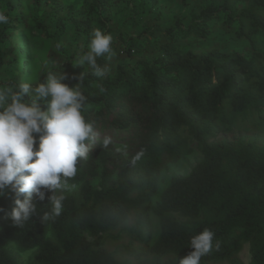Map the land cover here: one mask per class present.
<instances>
[{
  "label": "trees",
  "instance_id": "trees-1",
  "mask_svg": "<svg viewBox=\"0 0 264 264\" xmlns=\"http://www.w3.org/2000/svg\"><path fill=\"white\" fill-rule=\"evenodd\" d=\"M3 1L18 10L23 0ZM47 1L54 4L58 27L71 18L77 34L88 40L99 26L111 33L115 10L135 17L144 0H85L80 16L58 0ZM214 24L233 28L242 49L196 50L178 44L180 38L207 39ZM4 27L0 42L9 36ZM153 45L157 53L146 55ZM113 50L126 54L113 72L98 78L85 64L67 82L75 86L84 73L83 115L96 136L89 159L78 158L77 176L70 181L76 188L66 193L64 211L54 222H42L52 194L46 191L43 201L32 197L36 214L17 229L10 219L15 193L5 189L0 264H17L8 248L12 243L22 251L34 250L38 264H178L193 250L191 237L205 228L215 233L219 250L200 264H246L240 256L246 243L249 264H264V0H207L192 11L189 23L178 18L159 33L150 29L122 37ZM112 57L99 56L97 63L109 67ZM4 58L1 52L0 68ZM49 71L29 84L44 82ZM19 84L10 80L0 87ZM106 137L113 143L103 148ZM192 143L201 150V161L160 192L162 173L191 154ZM128 208L143 214L142 230L119 227L116 216ZM152 214L160 218L156 240Z\"/></svg>",
  "mask_w": 264,
  "mask_h": 264
},
{
  "label": "clouds",
  "instance_id": "clouds-1",
  "mask_svg": "<svg viewBox=\"0 0 264 264\" xmlns=\"http://www.w3.org/2000/svg\"><path fill=\"white\" fill-rule=\"evenodd\" d=\"M9 22V16L0 11V25ZM105 54L109 58L115 55L113 37L94 30L90 51L77 54L73 65L87 64L93 75L102 78L110 69L100 66L97 57ZM67 78L64 71H49L45 81L35 87L27 82L15 88L0 87V196L8 188L15 193L10 219L17 229L23 228L36 214L32 197L43 201L46 191L52 194L42 222H54L61 216L66 193L76 188L70 181L77 176L78 158L86 161L94 151L91 142L96 131L83 115L87 103L82 91L84 73L73 87L62 82ZM112 143L106 137L101 147L107 148ZM141 155L137 154L131 163L135 165ZM116 220L120 228L132 233L142 230L145 224L143 214L132 208L122 210ZM214 238L215 233L208 228L192 236L193 250L179 259L178 264H200L214 248L219 250V242L214 244Z\"/></svg>",
  "mask_w": 264,
  "mask_h": 264
},
{
  "label": "rangeland",
  "instance_id": "rangeland-1",
  "mask_svg": "<svg viewBox=\"0 0 264 264\" xmlns=\"http://www.w3.org/2000/svg\"><path fill=\"white\" fill-rule=\"evenodd\" d=\"M40 1V2H37ZM61 5L69 6L73 16H80L85 12V0H58ZM207 0H187L185 6L181 0H144L139 4L135 17L127 10L117 9L114 12L110 25L113 43L121 45V38L137 36L143 31L153 29L155 32L166 30L174 24L176 19L185 23L190 22V15L194 9H200ZM2 9L9 12L10 22L5 24L8 38L0 42V53L5 54L6 64L0 68V83L14 80L20 83H36L39 76L51 69H58L67 74V79L62 81L67 84L72 74L82 71L81 66H74L73 60L77 54L90 51L92 34L87 40L83 34L79 36L75 31L71 18H66L62 26L58 27L57 16L53 10V2L47 0H23L18 10H11L1 0ZM103 30L97 27L95 30ZM235 30L223 24H214L212 34L207 39L191 37L180 38L178 44L183 48L207 50L219 48L224 51L241 50L242 47L235 36ZM51 37L48 38V36ZM162 42L167 39L160 37ZM59 44V48L57 45ZM146 55L156 54L155 46L147 48ZM126 58V54L119 50L109 66L114 71V66L119 59ZM124 58V59H125ZM127 61H133L128 58ZM85 68V67H84ZM193 152L162 173L160 192H162L175 176H187L201 161L202 153L195 143H192ZM159 195L155 197V201ZM154 227V240L161 232L160 218L156 214L151 215ZM9 250L17 260V264H38L35 260L34 250L22 251L12 243ZM246 264L251 261L249 244H245L240 253Z\"/></svg>",
  "mask_w": 264,
  "mask_h": 264
},
{
  "label": "built area",
  "instance_id": "built-area-1",
  "mask_svg": "<svg viewBox=\"0 0 264 264\" xmlns=\"http://www.w3.org/2000/svg\"><path fill=\"white\" fill-rule=\"evenodd\" d=\"M0 11H4L6 15L9 16L10 18V15H9V12H7L6 10L2 9V7L0 6ZM3 27H4V24L0 25V32L3 30Z\"/></svg>",
  "mask_w": 264,
  "mask_h": 264
}]
</instances>
